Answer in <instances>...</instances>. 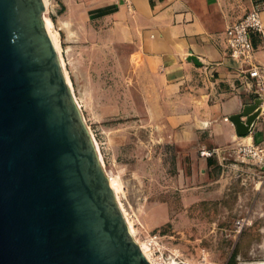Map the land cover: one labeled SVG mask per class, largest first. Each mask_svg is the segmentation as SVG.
Listing matches in <instances>:
<instances>
[{
    "label": "rangeland",
    "instance_id": "1",
    "mask_svg": "<svg viewBox=\"0 0 264 264\" xmlns=\"http://www.w3.org/2000/svg\"><path fill=\"white\" fill-rule=\"evenodd\" d=\"M59 10L49 0L45 13L56 31ZM59 43L71 92L105 173L119 184L116 200L135 241L147 244L158 264L264 262V166L243 157L239 142L219 145L216 127L184 133L158 119L136 69L141 59L122 45L86 27L71 42L60 33ZM203 146L221 148L210 163Z\"/></svg>",
    "mask_w": 264,
    "mask_h": 264
},
{
    "label": "water",
    "instance_id": "2",
    "mask_svg": "<svg viewBox=\"0 0 264 264\" xmlns=\"http://www.w3.org/2000/svg\"><path fill=\"white\" fill-rule=\"evenodd\" d=\"M44 11V0H0V264H152L117 203ZM260 102L229 117L238 136L263 113Z\"/></svg>",
    "mask_w": 264,
    "mask_h": 264
},
{
    "label": "crops",
    "instance_id": "3",
    "mask_svg": "<svg viewBox=\"0 0 264 264\" xmlns=\"http://www.w3.org/2000/svg\"><path fill=\"white\" fill-rule=\"evenodd\" d=\"M52 2L60 8L59 40L64 33L71 42L86 27L89 35L122 45L129 57L141 59L136 69L143 87L149 89L147 103L158 119L169 121L172 127L183 126L184 133H206L216 127L219 145L264 138V112L245 137L236 134L229 120L252 103L254 94L253 79L229 56L224 31L251 10L256 0ZM261 21L262 33H252L253 63L264 65V10ZM220 149L203 146L201 151Z\"/></svg>",
    "mask_w": 264,
    "mask_h": 264
},
{
    "label": "built area",
    "instance_id": "4",
    "mask_svg": "<svg viewBox=\"0 0 264 264\" xmlns=\"http://www.w3.org/2000/svg\"><path fill=\"white\" fill-rule=\"evenodd\" d=\"M263 10L264 0L256 3L240 20L229 25L224 33L229 56L235 59L239 68L244 69L242 71H246L249 77L253 79L254 98L259 97L261 99L260 106L264 112V65L253 63L252 42V33H262L261 12ZM227 119L226 117L225 120ZM239 143L238 151L243 157L264 166V138L259 142ZM213 153V150H202L201 156L210 157Z\"/></svg>",
    "mask_w": 264,
    "mask_h": 264
},
{
    "label": "bare ground",
    "instance_id": "5",
    "mask_svg": "<svg viewBox=\"0 0 264 264\" xmlns=\"http://www.w3.org/2000/svg\"><path fill=\"white\" fill-rule=\"evenodd\" d=\"M44 3H45V11H48V9H49V0H44ZM45 11L43 13V18H44V21H45L47 30H48V32H49V34L51 36V39H52V41L54 43V46L56 48V51L58 53L59 60H60L61 65L63 67V71H64L65 77L67 79V82H69L67 72H66V70L64 68V62H63L62 57H61V46H60V43H59V34H58V31L52 29V20L46 15ZM109 181H110V184H111L112 189L114 191L115 197L118 198L117 193H118V189H119V184H118L117 180L115 178H113V177H109ZM124 215L126 216L125 212H124ZM125 220H127L126 222L128 223L127 225H128V228H129L130 232H133V227L131 226V222L127 218ZM131 235H132V233H131ZM152 237H154V236H152ZM154 239L156 240L157 238L154 237ZM139 245L141 246V248L143 249L144 253L149 258V260L151 259L150 262L152 264H158V262L154 260L155 258L153 259V257H152V250L150 249V247L147 244H145V243H141ZM172 264H175V263L172 262ZM251 264H264V262H261V263H251Z\"/></svg>",
    "mask_w": 264,
    "mask_h": 264
},
{
    "label": "trees",
    "instance_id": "6",
    "mask_svg": "<svg viewBox=\"0 0 264 264\" xmlns=\"http://www.w3.org/2000/svg\"><path fill=\"white\" fill-rule=\"evenodd\" d=\"M263 0H256V2H262ZM207 163H210V159H207Z\"/></svg>",
    "mask_w": 264,
    "mask_h": 264
}]
</instances>
